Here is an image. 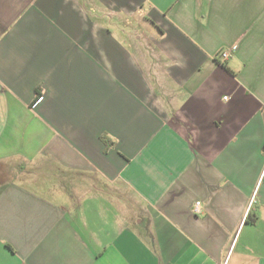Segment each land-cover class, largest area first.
Here are the masks:
<instances>
[{
	"label": "crops",
	"instance_id": "crops-1",
	"mask_svg": "<svg viewBox=\"0 0 264 264\" xmlns=\"http://www.w3.org/2000/svg\"><path fill=\"white\" fill-rule=\"evenodd\" d=\"M0 264H264V0H0Z\"/></svg>",
	"mask_w": 264,
	"mask_h": 264
},
{
	"label": "built area",
	"instance_id": "built-area-1",
	"mask_svg": "<svg viewBox=\"0 0 264 264\" xmlns=\"http://www.w3.org/2000/svg\"><path fill=\"white\" fill-rule=\"evenodd\" d=\"M232 51H233L232 49L231 50L221 51L219 53V55H218V59H219L220 63L226 62L229 59V57L231 56ZM199 207H200V203L199 202H196L195 203V206H194V213L195 214H197V213L200 212Z\"/></svg>",
	"mask_w": 264,
	"mask_h": 264
},
{
	"label": "rangeland",
	"instance_id": "rangeland-1",
	"mask_svg": "<svg viewBox=\"0 0 264 264\" xmlns=\"http://www.w3.org/2000/svg\"><path fill=\"white\" fill-rule=\"evenodd\" d=\"M40 170H41V168H39L38 170H36V172L38 173V171H40ZM7 177H9V176H6V175L4 176L5 179H8ZM2 179H3V178H2ZM5 179H3V180H5ZM64 193H65V192H64ZM64 193H63V194H64ZM59 195H60V194H57V193H55V192L52 194V196H53L54 198H56L57 201L63 203V202H64V198H63V196H59Z\"/></svg>",
	"mask_w": 264,
	"mask_h": 264
},
{
	"label": "trees",
	"instance_id": "trees-1",
	"mask_svg": "<svg viewBox=\"0 0 264 264\" xmlns=\"http://www.w3.org/2000/svg\"><path fill=\"white\" fill-rule=\"evenodd\" d=\"M101 139H102L103 142H105L107 145L110 144V143H108V140H107V137H106V136L103 135V136L101 137ZM110 145H111V144H110ZM4 176H5V175L3 174L1 177H2L3 179H5Z\"/></svg>",
	"mask_w": 264,
	"mask_h": 264
}]
</instances>
